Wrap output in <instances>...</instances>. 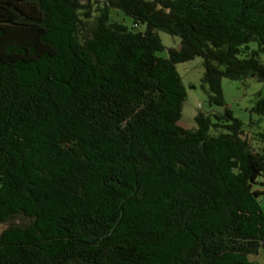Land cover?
<instances>
[{
  "label": "trees",
  "instance_id": "obj_1",
  "mask_svg": "<svg viewBox=\"0 0 264 264\" xmlns=\"http://www.w3.org/2000/svg\"><path fill=\"white\" fill-rule=\"evenodd\" d=\"M194 57L219 109L183 128ZM221 77L259 82L264 119V0H0V264H252L264 131Z\"/></svg>",
  "mask_w": 264,
  "mask_h": 264
},
{
  "label": "rangeland",
  "instance_id": "obj_2",
  "mask_svg": "<svg viewBox=\"0 0 264 264\" xmlns=\"http://www.w3.org/2000/svg\"><path fill=\"white\" fill-rule=\"evenodd\" d=\"M109 16L116 18L117 21L128 27L131 24L130 18L118 10L110 9ZM156 32L163 45L162 50L157 51L156 54L166 57L167 48H176L178 38L162 30ZM175 70L185 91L178 124L183 128H193L195 125L193 117L198 110L207 114L218 110L219 107L209 105L207 102L206 88L201 82L203 68L200 58L194 57L187 61L178 62L175 64ZM220 87L225 106L230 110L232 116L241 122L242 136L245 134L250 137L254 132L264 131V119L250 111V107L257 98V92H263L261 84L251 78L231 80L221 77ZM209 132H214L212 127L209 128ZM259 188L264 189V186H259ZM259 199H261L259 203L264 211V197L261 196ZM13 222L18 223L19 220L14 219ZM4 226L5 224L0 223V230ZM248 258L252 264H264V248L258 249L256 254L249 255Z\"/></svg>",
  "mask_w": 264,
  "mask_h": 264
}]
</instances>
